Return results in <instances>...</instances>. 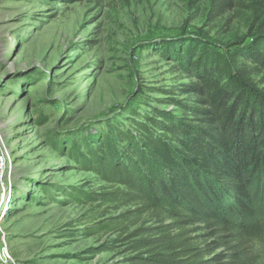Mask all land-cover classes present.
Returning <instances> with one entry per match:
<instances>
[{
    "label": "rangeland",
    "instance_id": "rangeland-1",
    "mask_svg": "<svg viewBox=\"0 0 264 264\" xmlns=\"http://www.w3.org/2000/svg\"><path fill=\"white\" fill-rule=\"evenodd\" d=\"M263 5L230 0L218 14L212 0H0V134L12 159L0 199V252L10 260L0 264L139 263L136 233L151 236L155 217L134 212L137 203L70 197L114 189L70 155V138L87 154L83 138L130 124L132 110L180 114L173 101L186 103L181 90L196 81L164 49L192 38L248 44ZM254 79L264 88V71Z\"/></svg>",
    "mask_w": 264,
    "mask_h": 264
},
{
    "label": "trees",
    "instance_id": "trees-1",
    "mask_svg": "<svg viewBox=\"0 0 264 264\" xmlns=\"http://www.w3.org/2000/svg\"><path fill=\"white\" fill-rule=\"evenodd\" d=\"M229 2L212 0V11ZM248 37L231 47L169 43L164 57L196 81L181 90L186 103L173 101L180 114L132 110L130 124L83 138L87 154L70 138L77 163L114 188L70 197L137 203L134 212L155 217L151 236L136 233L134 248L146 249L136 264H264V228L256 223V202L264 203V88L254 79L264 71V5Z\"/></svg>",
    "mask_w": 264,
    "mask_h": 264
},
{
    "label": "built area",
    "instance_id": "built-area-1",
    "mask_svg": "<svg viewBox=\"0 0 264 264\" xmlns=\"http://www.w3.org/2000/svg\"><path fill=\"white\" fill-rule=\"evenodd\" d=\"M11 160V151L4 143L3 138L0 134V193H2L0 199L3 198L6 193L7 187L11 184V180L8 173L9 167L11 165ZM8 257V255H5L4 253L0 252V261L2 263H7L8 260H10Z\"/></svg>",
    "mask_w": 264,
    "mask_h": 264
}]
</instances>
